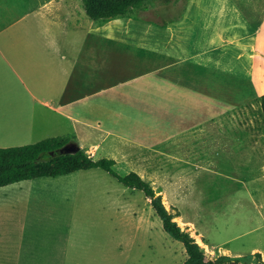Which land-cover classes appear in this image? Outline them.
Returning <instances> with one entry per match:
<instances>
[{"label": "crops", "instance_id": "obj_1", "mask_svg": "<svg viewBox=\"0 0 264 264\" xmlns=\"http://www.w3.org/2000/svg\"><path fill=\"white\" fill-rule=\"evenodd\" d=\"M254 18L237 0H187L178 18L155 22L94 21L82 0H0V148L64 136L70 124L95 160L131 144L169 155L167 186L180 189L208 166L190 151L243 130L242 107L260 106L264 10ZM259 132L257 123L255 153ZM74 173L0 187V246L28 252L9 262L77 264V234L54 233L83 222Z\"/></svg>", "mask_w": 264, "mask_h": 264}, {"label": "rangeland", "instance_id": "obj_2", "mask_svg": "<svg viewBox=\"0 0 264 264\" xmlns=\"http://www.w3.org/2000/svg\"><path fill=\"white\" fill-rule=\"evenodd\" d=\"M186 2L172 0L162 4L153 0L147 8L135 10L130 16L151 22L176 19ZM237 2L250 20H256L254 16L264 10V0ZM263 116L259 101H250L242 107L238 118L243 130L229 128L226 138L221 134L218 143L194 147L190 156L195 155L193 158L200 161L204 158L208 166L202 168L203 163L201 169L206 171L196 168L187 177L184 175L180 189L167 186L175 179L169 176V155L161 151L134 144L118 151L117 146H110L116 151L111 154L115 160L113 168L119 175L134 171L152 187L157 183L166 209L178 215L173 221L190 234L208 260L239 258L244 264L243 257L260 253L261 262L254 259L249 264H264ZM257 123L260 150L255 153L254 149L251 151L250 137ZM72 131L67 124L64 136L74 141L69 135ZM160 170L167 175L165 180L157 176ZM73 175L76 212L83 222L78 229L61 226L54 233L63 241L77 234V264H184L188 256L183 244L164 231L141 191L123 186L101 169ZM176 203L180 209L174 207ZM19 252L28 254L26 250L0 246V264H15L9 259Z\"/></svg>", "mask_w": 264, "mask_h": 264}, {"label": "trees", "instance_id": "obj_3", "mask_svg": "<svg viewBox=\"0 0 264 264\" xmlns=\"http://www.w3.org/2000/svg\"><path fill=\"white\" fill-rule=\"evenodd\" d=\"M153 0H82L87 16L94 21L106 22L120 17H129L135 10L147 8ZM168 4L172 0H158ZM260 109L264 113V95L260 99ZM79 145L66 136L45 138L32 144L0 148V187L24 180L43 177H59L77 171L101 169L114 177L123 186L141 191L162 222V227L173 239L181 242L188 256L184 264H215L240 261L239 258L224 257L216 261L207 259L198 244L187 231L182 230L173 219L178 215L166 209L162 196L155 192L151 184L138 173L131 171L119 175L114 170L115 160L111 158L93 159L79 147L72 154H60L65 146ZM244 264L256 259L261 262L260 253L243 257ZM241 262V261H240Z\"/></svg>", "mask_w": 264, "mask_h": 264}, {"label": "water", "instance_id": "obj_4", "mask_svg": "<svg viewBox=\"0 0 264 264\" xmlns=\"http://www.w3.org/2000/svg\"><path fill=\"white\" fill-rule=\"evenodd\" d=\"M79 149V147H74L73 145H68L65 146L64 148H62L60 150V154H72L77 152V150ZM215 264H243L240 261H228V262H221V263H215Z\"/></svg>", "mask_w": 264, "mask_h": 264}, {"label": "bare ground", "instance_id": "obj_5", "mask_svg": "<svg viewBox=\"0 0 264 264\" xmlns=\"http://www.w3.org/2000/svg\"><path fill=\"white\" fill-rule=\"evenodd\" d=\"M205 247H207V246L205 245Z\"/></svg>", "mask_w": 264, "mask_h": 264}]
</instances>
